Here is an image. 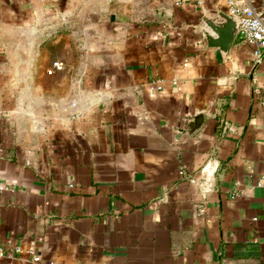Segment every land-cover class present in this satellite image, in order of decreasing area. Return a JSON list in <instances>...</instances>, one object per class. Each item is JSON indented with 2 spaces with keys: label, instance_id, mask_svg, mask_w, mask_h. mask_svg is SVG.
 <instances>
[{
  "label": "crops",
  "instance_id": "crops-1",
  "mask_svg": "<svg viewBox=\"0 0 264 264\" xmlns=\"http://www.w3.org/2000/svg\"><path fill=\"white\" fill-rule=\"evenodd\" d=\"M208 9L0 0V264H264V54Z\"/></svg>",
  "mask_w": 264,
  "mask_h": 264
},
{
  "label": "water",
  "instance_id": "water-1",
  "mask_svg": "<svg viewBox=\"0 0 264 264\" xmlns=\"http://www.w3.org/2000/svg\"><path fill=\"white\" fill-rule=\"evenodd\" d=\"M239 19L224 10H206L202 19V31L210 47L227 54L237 35ZM204 123V114L197 113L188 118L181 136L188 138L197 133Z\"/></svg>",
  "mask_w": 264,
  "mask_h": 264
},
{
  "label": "built area",
  "instance_id": "built-area-1",
  "mask_svg": "<svg viewBox=\"0 0 264 264\" xmlns=\"http://www.w3.org/2000/svg\"><path fill=\"white\" fill-rule=\"evenodd\" d=\"M225 2L227 4V12L239 19L237 36L248 44L253 45L255 57L261 58L264 54V9L254 8L247 4L245 0H225ZM63 66V61L54 60L48 73L51 74L55 70H61ZM180 172L184 174L183 169ZM258 184L264 186V177L259 179ZM6 188L7 186L0 174V192ZM30 252L37 259L34 251L31 250Z\"/></svg>",
  "mask_w": 264,
  "mask_h": 264
}]
</instances>
